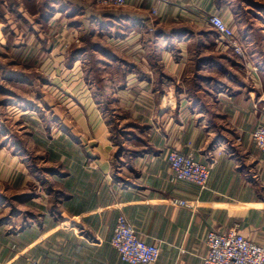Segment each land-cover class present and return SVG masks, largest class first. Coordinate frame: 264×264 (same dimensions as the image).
Instances as JSON below:
<instances>
[{
  "label": "crops",
  "instance_id": "0c3cea01",
  "mask_svg": "<svg viewBox=\"0 0 264 264\" xmlns=\"http://www.w3.org/2000/svg\"><path fill=\"white\" fill-rule=\"evenodd\" d=\"M9 1L33 30L18 55L73 45L67 85L88 92V114L29 134L39 164L19 142L0 150V264H127L110 244L120 214L159 246L155 264H202L211 231L264 244V154L251 140L264 125L262 27L238 25L236 57L193 15L230 23V0H126L97 15L73 0ZM172 149L211 166L205 190L171 181Z\"/></svg>",
  "mask_w": 264,
  "mask_h": 264
},
{
  "label": "rangeland",
  "instance_id": "374dc122",
  "mask_svg": "<svg viewBox=\"0 0 264 264\" xmlns=\"http://www.w3.org/2000/svg\"><path fill=\"white\" fill-rule=\"evenodd\" d=\"M3 1L6 4L0 5V150L9 151L11 147H14V142H19L21 148L17 149L16 153L19 151L20 156H23L22 148L24 150L28 149L26 151L30 156L27 161L34 160L39 164V159H33L34 151L29 148L31 146L29 134L40 132V130H43L46 134L54 132L56 129L63 127L64 119L70 125H73V117L83 113L79 112V109L84 111L83 114H88V107H82L83 104L86 105L87 103L83 102L82 96L88 92L86 90L76 92L67 85L70 80L68 79L69 73H66L68 68L65 66L68 62L67 50L73 45L64 43L62 46L63 53L60 56L50 54L45 57L40 56V53L32 59L26 60L23 56L17 54L21 43H25L23 42V36L32 34L33 30H30L26 25L24 26L22 21H15L14 2L12 4L9 3L11 2L9 0ZM230 1L227 17H229L228 22L236 27L237 40L240 35L242 37V32L238 28L240 23H243L246 29L250 25H259L264 31V26H262L264 25V12L258 11V9L264 10V0ZM73 2L80 5H90L96 11V15L104 11H116L123 7L102 5L95 0H73ZM25 10L33 16L32 14H36L38 11V6L35 7V4L25 6ZM254 13L261 16L258 17ZM193 15L198 16L200 19L199 25H202L204 29L213 31L203 23L201 18L204 16L203 13ZM237 20L240 22H237ZM33 25L34 23H32ZM32 26L30 25V27ZM259 26H256L255 29H258ZM35 29L38 34L42 32V34H46V30L43 28ZM73 33H70L69 39ZM64 37L67 38V35ZM69 39L68 41H71ZM239 44L242 46L240 42ZM146 51L149 52L148 49ZM85 61L95 64L94 59L86 58ZM63 64L64 66H62ZM80 65L81 68H85L88 64L81 63ZM63 68L64 70H62ZM80 103H83L82 106ZM101 114L105 115L106 113ZM0 159L3 160L6 157ZM0 193H7L5 184L1 182Z\"/></svg>",
  "mask_w": 264,
  "mask_h": 264
},
{
  "label": "built area",
  "instance_id": "2783aa9c",
  "mask_svg": "<svg viewBox=\"0 0 264 264\" xmlns=\"http://www.w3.org/2000/svg\"><path fill=\"white\" fill-rule=\"evenodd\" d=\"M102 5L122 7L126 0H95ZM204 24L217 35L223 48L236 57L243 55L235 30L218 14H204ZM254 145L264 154V125L258 126L251 134ZM166 162L171 171V181H182L195 186L199 191L207 188L211 166L196 161L191 154H183L172 149L166 155ZM181 206L188 205L175 201ZM118 259L127 264H155L160 255L159 246L142 241L138 233L120 214L117 217L110 240ZM205 253L202 264H264V244H258L235 229L225 232L211 231L205 238Z\"/></svg>",
  "mask_w": 264,
  "mask_h": 264
}]
</instances>
